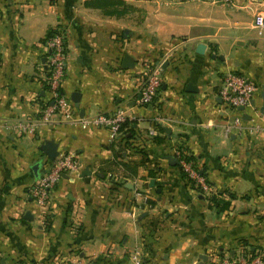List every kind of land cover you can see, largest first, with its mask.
Listing matches in <instances>:
<instances>
[{
  "label": "crops",
  "instance_id": "obj_1",
  "mask_svg": "<svg viewBox=\"0 0 264 264\" xmlns=\"http://www.w3.org/2000/svg\"><path fill=\"white\" fill-rule=\"evenodd\" d=\"M259 11L264 0H0V264H133L135 250L144 264H222L226 254L263 250ZM58 25L68 55L62 93H80L71 101L81 118L124 109L115 140L80 121L18 128L46 96L44 44ZM125 54L133 66H122ZM159 62L161 88L140 104L145 66ZM230 70L257 90L239 112L245 129L226 137L237 111L218 94ZM47 140L79 167L56 182L44 209L28 188L50 161L40 148ZM179 147L214 194L183 176Z\"/></svg>",
  "mask_w": 264,
  "mask_h": 264
},
{
  "label": "built area",
  "instance_id": "obj_2",
  "mask_svg": "<svg viewBox=\"0 0 264 264\" xmlns=\"http://www.w3.org/2000/svg\"><path fill=\"white\" fill-rule=\"evenodd\" d=\"M221 1L230 2L232 0ZM254 24L257 27H264V11H259L254 16ZM52 29V34L46 37L44 44L45 64L48 72L46 96L40 101L37 116L32 120L19 123L20 132L33 134L37 123L53 124L80 121L83 126L108 128L110 140H115L127 119L126 111L118 108L112 112H102L85 118L76 115L73 102L62 93L63 78L68 66L66 32L60 25ZM161 66L162 62L151 65L146 64V70L143 72V83L138 91V102L140 104L151 103L160 90L162 85ZM256 90L255 83L244 74L233 70L223 74L218 94L220 102L224 107L237 111L233 119L224 127L226 137L231 133L241 132L245 129V124L239 112L246 107H253L252 99ZM259 129L257 128V130ZM149 133L151 135L156 134V130L151 128ZM177 160L182 171L194 182L199 191L205 194H214L212 186L207 182L193 160L179 153L177 154ZM78 167L77 156L72 152H63L57 155L53 161L46 162L43 173L28 188L33 201L46 209L49 193L56 182L65 173L77 171ZM131 258L133 264H144L137 250L132 253ZM222 264H264V249H256L253 255L243 252L237 256L226 254L222 258Z\"/></svg>",
  "mask_w": 264,
  "mask_h": 264
},
{
  "label": "water",
  "instance_id": "obj_3",
  "mask_svg": "<svg viewBox=\"0 0 264 264\" xmlns=\"http://www.w3.org/2000/svg\"><path fill=\"white\" fill-rule=\"evenodd\" d=\"M204 48H205V45L203 43H199L198 46H197V52L202 54L204 52ZM133 64H134V60L130 56H128L127 54H125L123 56V59H122V66L123 67H130V66H133ZM187 88H189V89L191 88L192 89V84L189 83L187 85ZM79 95H80V93L74 92V94H72V96H71L72 101L76 105H78V101H79V97H80ZM262 96L264 98V87H263V94H262ZM56 147L57 146L54 143V141L47 140L46 142H44L41 145L40 148L48 156L49 160L50 161H53L57 157V155H58V151H57ZM37 167H38L37 164H35L33 166V170H36Z\"/></svg>",
  "mask_w": 264,
  "mask_h": 264
},
{
  "label": "trees",
  "instance_id": "obj_4",
  "mask_svg": "<svg viewBox=\"0 0 264 264\" xmlns=\"http://www.w3.org/2000/svg\"><path fill=\"white\" fill-rule=\"evenodd\" d=\"M52 32H53V29H51V30L49 31L48 35H51ZM126 120H127V119H126ZM125 122H126V121H125ZM125 122L123 123V125L125 124ZM123 125H122V127H123ZM179 149H180V151H181L182 156H185V157H187L188 159L193 160V161L195 160V158H194V156H193L192 154H189V155H188L187 153L184 152V151H185L184 148L179 147ZM194 162H195V161H194ZM179 168H180V166H179ZM180 170H181L183 176H185V177L189 180V182H191V184L194 185V182H193L191 179L188 178V176L186 175V173L183 172L181 168H180ZM214 197H216V196H214ZM215 199H217V198H214V201H215ZM217 200H219V199H217ZM226 207H228V203H227V202L222 203L221 206H220L221 209H224V208H226ZM259 250H260V249H259ZM254 253H255V250H254V249H253V250H252V249L246 250V254H252V255H253Z\"/></svg>",
  "mask_w": 264,
  "mask_h": 264
},
{
  "label": "rangeland",
  "instance_id": "obj_5",
  "mask_svg": "<svg viewBox=\"0 0 264 264\" xmlns=\"http://www.w3.org/2000/svg\"><path fill=\"white\" fill-rule=\"evenodd\" d=\"M189 1H194V0H189Z\"/></svg>",
  "mask_w": 264,
  "mask_h": 264
}]
</instances>
